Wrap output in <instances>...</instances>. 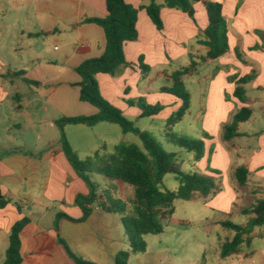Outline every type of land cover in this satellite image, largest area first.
Returning <instances> with one entry per match:
<instances>
[{
  "label": "crops",
  "instance_id": "1",
  "mask_svg": "<svg viewBox=\"0 0 264 264\" xmlns=\"http://www.w3.org/2000/svg\"><path fill=\"white\" fill-rule=\"evenodd\" d=\"M126 1L139 10L138 39L124 46L128 66L115 76L97 75L101 92L127 117L140 118L142 110L128 103L140 97L164 106L156 116L170 117L182 101L161 89L172 86L174 71L191 61L198 63L196 71L184 77L191 93L184 117L191 116L192 129L205 141V153L198 161L194 153L189 158L190 172L217 177L222 190L190 201L200 206L203 223L227 230L222 247L235 235L222 222L237 223L235 217L243 216L237 224H248L253 215L242 210L264 198V47L256 33L264 31V0H211L223 4L228 22L229 50L215 60L208 58L209 46L201 43L209 25L203 2L194 4V19L180 9L162 8L164 28L159 30L142 8L148 0ZM107 14L106 0H0V192L11 201L0 207V264H5L13 226L24 218L30 220L20 234L22 264H76L58 234L76 254L99 264H115L116 255L130 248L122 215L100 208L84 222L60 218L59 231L55 229L59 213L83 216L75 199L89 194L56 137L60 131L56 121L99 111L81 101L76 69L86 59L101 56L106 46L103 27L84 20ZM141 56L151 66L146 76L139 67ZM249 75L253 78L241 84V99L235 95L238 81ZM6 102L10 107L4 106ZM244 107L252 110L251 117L226 140L224 127ZM27 133H32V140ZM240 166L249 170L243 187L235 177ZM109 185L130 207L135 189L125 182ZM250 238L251 243H242L231 256L222 258L220 250V263L264 264V259H253L256 240L264 241V227H254Z\"/></svg>",
  "mask_w": 264,
  "mask_h": 264
},
{
  "label": "trees",
  "instance_id": "2",
  "mask_svg": "<svg viewBox=\"0 0 264 264\" xmlns=\"http://www.w3.org/2000/svg\"><path fill=\"white\" fill-rule=\"evenodd\" d=\"M149 3L142 6L159 30L164 28L161 11L164 7L180 9L195 18L196 2H203L209 17V25L204 31V39L201 43L209 46L208 58L217 59L229 50L228 22L223 13V4L211 0H148ZM108 14L105 17H90L85 23H94L103 27L106 35V46L99 57L89 58L83 61L76 69L81 80L77 83L80 87V99L96 106L99 111L93 115H78L62 117L56 121L61 133V146L69 162L86 182L89 194H79L75 203L82 209L81 218H73L64 213H59L55 221V229L59 231L60 218H68L75 222L86 221L95 208L106 212L122 215V223L126 236L129 239L130 248L121 250L115 257V264H129L132 254L142 253L147 250L145 235L161 234L165 230L166 222L175 212L176 199L186 201L198 197L208 198L222 190L219 179L215 176L201 172H187L182 169V164L175 152H168L159 139L150 131L142 130L129 119L123 111L107 100L100 88L97 75L100 73L113 76L120 73L123 66H128L124 46L129 41L138 39V8L129 4L126 0H106ZM264 47V31L257 30ZM40 35V34H35ZM261 46H256L259 48ZM198 63L191 61L189 66L182 67L171 74L173 84L171 87H163L162 92L173 94L181 99L179 109L167 120L166 137L173 144L194 153L195 161L200 160L205 153V141L203 138L177 135L171 131V126L181 121L191 105V93L188 90L184 77L196 71ZM139 67L143 76L151 71V66L146 64L144 57L139 60ZM253 75L239 79L235 95L243 99L244 89L241 84L251 81ZM130 105L138 106L142 112L140 118L158 115L164 106L161 103L151 104L146 98L140 97L128 100ZM252 110L244 107L233 117L231 124L224 127V138L230 140L236 136L238 124L248 120ZM101 122L118 124L122 131L136 134L142 146L136 143L121 141L115 146L113 153H100L96 151L93 156L82 159L74 151L65 133L67 124H83L95 126ZM210 135L205 132L204 137ZM97 172L111 180H119L131 185L135 189V198L129 207L128 203L116 197L115 189L109 185L99 189L92 179V173ZM217 172V171H216ZM172 173L179 181L177 190L164 187V177ZM249 170L240 166L235 170V177L240 187L247 184ZM0 192V207L10 203ZM18 207L20 208L19 204ZM243 214H252L248 224L240 225L232 221H224L222 225L235 231L234 237L225 242L221 247V257L226 258L236 253L244 242L251 243L250 234L254 227L264 226V198L257 201L250 208L242 210ZM29 218L18 221L12 228L10 245L6 253L5 264H22L21 255V231L29 222ZM58 241L65 248L68 256L76 264H99L85 259L71 250L65 239L58 234Z\"/></svg>",
  "mask_w": 264,
  "mask_h": 264
},
{
  "label": "rangeland",
  "instance_id": "3",
  "mask_svg": "<svg viewBox=\"0 0 264 264\" xmlns=\"http://www.w3.org/2000/svg\"><path fill=\"white\" fill-rule=\"evenodd\" d=\"M5 52L9 53L8 50ZM18 63L17 61L16 64ZM4 73H7V69L4 70ZM187 84L193 88L191 82ZM7 105L10 107L11 102L4 104L5 107ZM128 118L134 121L140 129L152 132L168 152H175L182 164V169L190 172L189 158L192 157L193 153L168 140L166 130L169 117H166V114L144 118L128 116ZM64 130L72 148L82 159L93 156L96 151H100L102 154L113 153L116 144L121 141L142 146V142L136 134H125L118 124L111 122H101L95 126L67 124ZM171 131L177 135L199 138L197 137L198 133L191 127V116H186L172 125ZM17 132L21 133L22 131ZM2 134L5 136L6 132L3 130ZM25 136L29 141L32 140V133H27ZM56 137L61 138L60 131L56 132ZM92 179L99 189L105 188L107 184H111L113 181L123 183L119 180H111L97 172L92 173ZM178 186L179 181L176 176L172 173L166 174L164 187L176 190ZM174 207V214L166 222L165 234L145 235L147 250L132 254L129 264H222L219 258L220 244L221 240H226L227 230L203 223L200 220L202 212L196 202L176 199ZM242 219L243 216L235 217L237 223L241 222ZM189 220H192L191 223ZM255 245L257 254L254 255L253 259L260 262L264 259V241L262 238H258ZM243 249H247V245H244ZM228 261L231 263L232 259H228Z\"/></svg>",
  "mask_w": 264,
  "mask_h": 264
}]
</instances>
